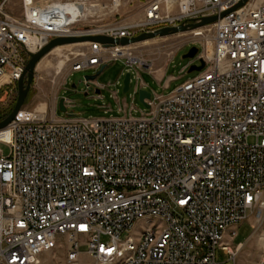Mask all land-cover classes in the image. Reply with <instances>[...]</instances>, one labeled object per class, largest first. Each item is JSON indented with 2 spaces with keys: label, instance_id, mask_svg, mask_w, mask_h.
Returning <instances> with one entry per match:
<instances>
[{
  "label": "built area",
  "instance_id": "built-area-1",
  "mask_svg": "<svg viewBox=\"0 0 264 264\" xmlns=\"http://www.w3.org/2000/svg\"><path fill=\"white\" fill-rule=\"evenodd\" d=\"M87 3L0 0V91L54 39H133L227 14L182 34L198 41L175 53L201 48L182 72L200 61L204 69L168 95L150 92L140 117L117 90L121 117L21 109L0 130V264H37L64 240L72 262L86 247L95 264H219V252L238 264L244 244L233 241L244 223L261 244L253 264H264V0H152L139 19L101 28L83 24L97 14ZM86 44L68 77L123 61L128 92L148 91L141 74L150 63L134 45ZM83 82L103 99L107 86Z\"/></svg>",
  "mask_w": 264,
  "mask_h": 264
},
{
  "label": "rangeland",
  "instance_id": "rangeland-1",
  "mask_svg": "<svg viewBox=\"0 0 264 264\" xmlns=\"http://www.w3.org/2000/svg\"><path fill=\"white\" fill-rule=\"evenodd\" d=\"M152 0H121L119 7H114L111 0H90V3L96 8V16L83 22L85 26L93 25L94 28H101L115 22H131L139 19L143 14L145 5ZM12 12L18 14L19 9L12 8ZM205 36L212 38V32H206ZM189 41H198L190 34L174 35L166 38H156L144 43L132 46L136 55L142 56L150 63V68L160 71L169 61L165 71L164 81L159 83V80L147 73L141 74V80L146 84L148 92H156L158 94L168 95L171 91L182 85L188 80L194 78L197 73H188L189 68H186L192 60L184 59L194 45H184L176 53V48L181 44ZM200 52L201 48L198 47ZM89 45L77 44L57 48L50 54L46 55L37 64L34 80L31 89L27 95L25 104L22 108L24 111L33 112L41 107L46 109L50 116L57 108L56 116L60 119L67 118L58 109V104L61 99H68L73 108L69 111L78 113L81 118H116L123 116L118 114V106L113 98V93L119 91L117 98L119 103L125 105L128 109L134 108L136 112L134 117H140V112H144L146 108L140 102L139 95L133 96V87L130 92L123 93V88L116 86L117 82L123 83L126 66L125 62H110L103 72L97 77L96 82L100 85L107 86L102 91L103 99H96L94 92L87 94V88L84 84L86 77L96 76L102 69H89L82 72L74 73L69 76L71 65L80 61L83 55H88ZM175 53V54H174ZM174 54V56H173ZM169 88L163 90L168 81ZM94 88V87H92ZM87 94V96H85ZM18 98L17 84L6 87L0 91V119H5L14 109ZM106 106L109 113H105L102 109ZM3 152L7 155V148L3 147ZM141 229V228H140ZM139 228L136 227L135 231ZM253 233V228L250 223H244L237 226V236L233 244H244L241 251L238 264H253L257 261L261 254V247L255 238H250ZM106 241V239H103ZM69 242L64 240L63 245L55 250L42 255L37 264H95V261L89 257L86 252V247L80 249V258L76 262L69 261L68 248ZM219 264H232L227 261V257L222 253H218Z\"/></svg>",
  "mask_w": 264,
  "mask_h": 264
},
{
  "label": "water",
  "instance_id": "water-1",
  "mask_svg": "<svg viewBox=\"0 0 264 264\" xmlns=\"http://www.w3.org/2000/svg\"><path fill=\"white\" fill-rule=\"evenodd\" d=\"M244 1H247V0H244ZM242 4H240V6ZM226 14L227 13L222 14L220 17L215 16V17L201 19V21L197 24H190L187 26L182 25L177 28L162 29L154 33H144L133 39L115 40V39L108 38L105 36H85V37H77V38H58V39L52 40L40 52L30 56V60L28 61L25 71L21 79L17 83L18 98H17L16 105L14 109L12 110V112L4 120L0 122V130L7 128L9 124L15 119L17 113L23 108L27 95L31 89V85L34 80V73H35L37 64L41 61L42 58L50 54L54 49L58 47L85 44V43H97V44H101L105 48L114 47V46L125 47V46H130V45H137V44L149 41V40H154L156 38H166V37H170V36H174L178 34H183L188 31L202 29L204 27L212 25L218 19H222ZM197 54H198V48L193 47L190 49L188 54L185 55L183 58L193 60L196 58ZM204 66H205L204 62L200 61V66H196V65L191 66L188 73L201 72L204 69ZM104 68L105 67L103 66L101 71L96 76L86 77L85 81L91 82V83L95 82L97 77L103 72ZM129 82H130V74L127 73L123 81V93L128 92ZM85 96H87V94H85ZM139 99L145 108H149V106L145 103V100L151 99L150 92L146 90H141L139 92ZM58 109L61 113L65 114L66 116H69V117L78 116V113L76 112H67V109L65 107V99H61L59 101Z\"/></svg>",
  "mask_w": 264,
  "mask_h": 264
},
{
  "label": "crops",
  "instance_id": "crops-1",
  "mask_svg": "<svg viewBox=\"0 0 264 264\" xmlns=\"http://www.w3.org/2000/svg\"><path fill=\"white\" fill-rule=\"evenodd\" d=\"M168 64H169V61L166 63V65L160 71H156V70L150 68L148 71H144L143 74L144 73H147L148 75L157 78L159 80V83H161V82L164 81L165 71H166V68L168 67ZM171 81L172 80L168 81V83L164 86L163 90H167L169 88V83ZM94 95L95 96L99 95V92L98 91H94ZM72 108H73V106L71 105V108H69V110H71ZM55 111H57V108L54 110V112ZM70 112H74V111H70ZM259 245L261 247V244L260 243H259Z\"/></svg>",
  "mask_w": 264,
  "mask_h": 264
},
{
  "label": "bare ground",
  "instance_id": "bare-ground-1",
  "mask_svg": "<svg viewBox=\"0 0 264 264\" xmlns=\"http://www.w3.org/2000/svg\"><path fill=\"white\" fill-rule=\"evenodd\" d=\"M87 8H86V10H87V12H89V13H92V12H94V10L96 9L94 6H92L91 4L90 5H88V6H86ZM192 35V34H191ZM201 35V33H200V31H198V32H196L195 34H193V36H200ZM205 38H207V42H208V49H209V52H210V46H211V39L210 38H208V37H205ZM147 42V41H146ZM79 45V44H78ZM85 45H86V43H85ZM71 46V45H70ZM58 48H61V47H58ZM57 49V48H56ZM55 50V49H54ZM53 50V51H54ZM44 109V108H43ZM41 107H39L38 109H37V111H39V112H41V113H44L45 111H46V109L45 110H43Z\"/></svg>",
  "mask_w": 264,
  "mask_h": 264
},
{
  "label": "trees",
  "instance_id": "trees-1",
  "mask_svg": "<svg viewBox=\"0 0 264 264\" xmlns=\"http://www.w3.org/2000/svg\"><path fill=\"white\" fill-rule=\"evenodd\" d=\"M2 120H4V119H3V118H2V119H0V122H1Z\"/></svg>",
  "mask_w": 264,
  "mask_h": 264
}]
</instances>
